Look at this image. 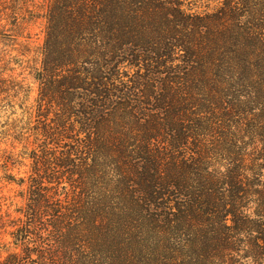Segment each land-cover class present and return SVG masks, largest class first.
I'll list each match as a JSON object with an SVG mask.
<instances>
[{"label":"trees","instance_id":"16d2710c","mask_svg":"<svg viewBox=\"0 0 264 264\" xmlns=\"http://www.w3.org/2000/svg\"><path fill=\"white\" fill-rule=\"evenodd\" d=\"M200 2L0 0L46 21L8 264H264V0Z\"/></svg>","mask_w":264,"mask_h":264},{"label":"rangeland","instance_id":"374dc122","mask_svg":"<svg viewBox=\"0 0 264 264\" xmlns=\"http://www.w3.org/2000/svg\"><path fill=\"white\" fill-rule=\"evenodd\" d=\"M197 1L202 3V0H188L192 4ZM208 2H205L206 5ZM41 17H43L41 13L37 14L36 18L28 15L17 34L20 36L18 40H14L15 37L12 36L14 30L11 24L9 25L10 20H0V67L5 66L9 70L5 77L7 83L4 84L0 80V219L1 215L5 216L9 225L5 227L0 220V264L11 263L12 259H9V256L15 251L22 252L21 248L16 246L17 242L10 236V232L20 227L19 218L26 220L24 213L28 203V186L33 174V160L30 157L34 136L32 132H28L32 143L30 149L26 150L25 141L22 142L19 132L20 128L28 127L24 125V118L27 117V111L30 112L28 109L36 104L35 99L38 95V85L30 79L29 67L34 64L37 53L44 43L46 21ZM4 53L6 56L3 57ZM15 79L24 81V89L19 94H15L13 90L5 94V91L17 86ZM34 123H37L36 119ZM46 186L49 189L56 188L47 183ZM25 261L22 264H26Z\"/></svg>","mask_w":264,"mask_h":264}]
</instances>
